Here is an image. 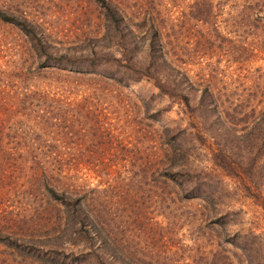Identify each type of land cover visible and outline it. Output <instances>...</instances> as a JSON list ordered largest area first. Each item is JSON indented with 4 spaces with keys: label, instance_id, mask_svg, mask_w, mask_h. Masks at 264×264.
I'll use <instances>...</instances> for the list:
<instances>
[{
    "label": "rangeland",
    "instance_id": "374dc122",
    "mask_svg": "<svg viewBox=\"0 0 264 264\" xmlns=\"http://www.w3.org/2000/svg\"><path fill=\"white\" fill-rule=\"evenodd\" d=\"M111 1L120 3L123 11L126 3H131ZM189 3L191 0L180 3L179 10ZM248 3H255L258 11L249 9ZM213 7L210 17H201L203 22L199 17L176 14L129 17L124 12L128 19L148 18L163 33H173V37L176 33V66L193 84L183 91L189 98L188 105L184 94L169 98L149 77L124 84L93 74L39 70L38 57L30 49L27 36L0 19V68L11 66L43 76L32 77L24 87L34 84L59 92L78 91L57 95L54 100L59 101L51 102L53 108L76 107L86 99L92 109L90 113L83 111L81 117L69 115L64 122L61 118L39 117L42 111L36 109L16 117V109L23 105L37 107L39 103H12L9 98L15 94L0 95V147L4 149L0 153L1 233L19 241L18 235L26 229L46 235L52 225L59 230L65 227V209L38 187L31 178V161L20 157L27 148L51 147L61 152L58 156L70 175L67 183L78 178L85 187L99 184L109 195H117L104 217L111 224L117 245L124 246L119 253L128 264H247L246 252L227 242L234 235L245 234L243 239L255 253L264 255V184L258 186L264 183V0H214ZM0 9L25 16L56 47L76 49L87 37L97 38L98 45L108 43L104 39L109 33L104 9L96 0H0ZM202 26L212 35L213 47L198 43ZM141 48L140 58L146 56L145 47ZM89 80L95 85H89ZM96 88L95 96H85ZM205 106L208 111L202 109ZM147 112L155 116L148 118ZM227 113H231L233 122L227 121ZM74 119L79 126H74ZM165 126L178 128H174V135L187 154L184 169L194 176L198 192L205 188L207 202L184 198V192L173 182L165 186L163 195L158 172L145 182L146 174L135 170L151 161L162 171ZM135 127L138 132H131ZM181 162L183 159L177 161ZM108 165L116 168L109 169ZM92 167L102 172L96 176ZM147 197L151 199L146 201ZM124 200H128V206ZM47 220L52 223L38 227V222ZM63 244L71 247L68 242ZM14 250L0 243V264H100L94 259L82 263L58 256L38 260Z\"/></svg>",
    "mask_w": 264,
    "mask_h": 264
},
{
    "label": "trees",
    "instance_id": "16d2710c",
    "mask_svg": "<svg viewBox=\"0 0 264 264\" xmlns=\"http://www.w3.org/2000/svg\"><path fill=\"white\" fill-rule=\"evenodd\" d=\"M96 1L104 9L106 28L109 31L108 36L104 38L108 40V43L102 45L96 44L97 38L87 37L82 41L84 44L76 47V49L75 47H56L42 35L38 26L32 24L25 16L19 17L0 9V19L15 25L27 36L30 49L38 57L37 68L39 70L49 68L67 71L74 75L93 74L112 79L118 83L123 82L124 84L128 83V81H137L143 77H149L155 81L159 90L169 98H177V96L184 94V99L188 105L189 98L186 96L187 93H183V91L188 87L192 88L193 84L187 74L176 66V61H179V50L177 49L179 38L177 40L176 33H174V37L173 33H163L161 28L154 25L148 18L139 19L138 21L128 19L125 17L124 12H128L129 17H169L166 14H176L177 17H199V20L203 22L204 20L201 17H210L213 12L214 0H191V3L186 4L184 8L181 7V10H179L180 3H184L186 0H129L131 3H126L127 9L124 11L120 8V3H114L111 0ZM248 5V8L253 9V11L256 9L258 11L259 9L254 7L255 3L254 6L252 3H248ZM158 22L164 21L160 20ZM198 43L204 47L207 45H210V47L214 46L212 35L203 26L199 32ZM82 46H88V49ZM141 47H145L146 56L140 58V50L143 51ZM135 49L137 50L134 51ZM14 70L17 73H13ZM26 71L32 72L31 70ZM26 71L11 66L0 68V95L5 97L6 95L15 94L14 98H9V102L12 103L32 104L34 101L39 103L37 107L23 105L20 107L21 109H16L14 111L16 117L19 114L27 116L31 110L34 112V109H36L37 112L42 111L39 113V117L61 118V120H58L64 122L69 115L81 117L83 111L88 113L92 111L91 107L87 106L86 99L76 107L62 108L61 106H56L53 108L51 102L59 101L58 99L54 100L57 95H64L63 93L67 95L78 91L72 92L70 89L69 91L64 89V92H59L54 89L39 87L40 85L35 86L34 84L32 88L24 87L29 84L32 77H43L35 72L29 74ZM16 80L22 87L14 85L17 84ZM89 81L91 82L89 85H95L93 80ZM208 87V85H205V90L208 92V97L211 98L212 93L208 90ZM96 91L97 88L92 89L85 96H95ZM202 104L200 103V105ZM212 105L218 110L217 103L213 102ZM202 109L209 110L207 106ZM232 110L234 111V109ZM157 111L160 114V110L157 109ZM37 112H35V116H37ZM146 115L151 119L155 116L149 112ZM227 116V121L233 122L231 113H227ZM73 122L74 126H79L78 124H80L75 119ZM51 125H54V123H51ZM118 126L120 128L121 125L119 124ZM96 127L93 126L92 129ZM8 128L13 130L11 126ZM174 128L165 126L162 129V140L165 147L162 153L164 158L162 171L159 172L155 164L150 160L148 163H142L143 165H139L135 170L139 169L140 172L146 174L143 176L146 179L145 182L152 180L149 176H153L158 172L160 182L163 185L161 187L163 195L164 190H167L165 186L169 182H173L178 185L181 192H184V198H200L207 202L208 198L205 195V188L198 192L199 186L193 181L194 176L191 175L190 171L184 169L188 162L186 160L187 154L184 153V149L178 141L179 137L174 135L177 131L175 129L178 128ZM138 130L139 128L135 127L131 132L136 133ZM94 131L96 133L97 129H94ZM115 140L118 143H122V139L115 137ZM1 151H4L2 147H0V153ZM21 152L22 155L20 154V157L24 156V159L27 157V160L32 163L30 168L33 181L37 182L38 187L41 186L45 190L48 197L65 209L62 212L64 213L62 216L64 217L63 224L65 223V227L59 230L52 225L46 235H44L43 231L34 234L31 230L28 232L26 229V231H22L18 235L19 241L13 239L11 235H4L0 231V243L15 249L14 251H17L23 257L28 256L38 260H48L49 257L51 258L50 260H53L52 258L58 256L63 259H65L64 257H72V259L82 263L94 259L95 261H100V264H128L124 258L120 257L119 253V250L123 251L124 246L120 248L117 245L116 237L111 230V224H109L108 218L104 217V213L113 206V199L117 195H109L104 189L99 188V184L94 187H85L78 178L70 181L71 183L68 182V184L67 179L69 177H66L70 176L68 175L69 171H67L68 169L61 157L58 156L61 152L54 148L47 147L36 150L27 148ZM149 156L147 155V157ZM182 159L183 162L177 163L178 160ZM67 162H71V160L67 159ZM72 165L78 166V163L73 162ZM110 167L116 168L115 165L107 166L109 169ZM92 171L96 176L102 172L97 167H92ZM133 174L136 178L138 177L135 171ZM257 177L259 179L258 175ZM62 178H65V180H61ZM192 183L194 185L189 189ZM263 184L259 182L258 186L260 187ZM150 186H154L153 181ZM149 192L150 190H148V196H150ZM100 193L101 196H99ZM150 199L151 197H147L146 201ZM209 201H212L210 197ZM128 203V200H124V204L128 206ZM4 211L2 210L1 212ZM36 217H38L37 220L40 219V215ZM49 222L51 221H42L38 222L37 225L44 228ZM244 236L246 234L234 235L231 239L226 240L236 248L246 252L247 264H264V255L258 256L248 242L243 239ZM65 242H68L71 247H65L63 244ZM222 263L225 264V262Z\"/></svg>",
    "mask_w": 264,
    "mask_h": 264
}]
</instances>
